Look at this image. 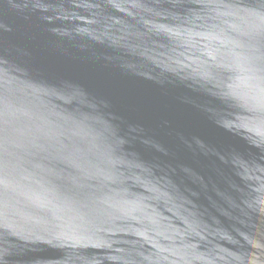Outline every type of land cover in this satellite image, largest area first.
<instances>
[{
  "label": "water",
  "instance_id": "water-1",
  "mask_svg": "<svg viewBox=\"0 0 264 264\" xmlns=\"http://www.w3.org/2000/svg\"><path fill=\"white\" fill-rule=\"evenodd\" d=\"M0 264H264V0H0Z\"/></svg>",
  "mask_w": 264,
  "mask_h": 264
}]
</instances>
